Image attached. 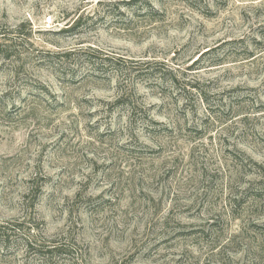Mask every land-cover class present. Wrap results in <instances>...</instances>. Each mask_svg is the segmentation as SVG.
I'll return each mask as SVG.
<instances>
[{"label": "rangeland", "instance_id": "rangeland-1", "mask_svg": "<svg viewBox=\"0 0 264 264\" xmlns=\"http://www.w3.org/2000/svg\"><path fill=\"white\" fill-rule=\"evenodd\" d=\"M124 1L0 0V264H264V0Z\"/></svg>", "mask_w": 264, "mask_h": 264}, {"label": "trees", "instance_id": "trees-1", "mask_svg": "<svg viewBox=\"0 0 264 264\" xmlns=\"http://www.w3.org/2000/svg\"><path fill=\"white\" fill-rule=\"evenodd\" d=\"M122 4L127 5L129 8H131L132 10H134V7H146V8H151L152 9V5H151V0H130L128 2H121ZM83 18H79L77 19L74 24L70 27L71 30H74L77 27H80L81 25V21ZM5 48V49H4ZM3 50H6V47L0 43V52L4 53ZM105 61H108L110 63H113V59L110 58H105Z\"/></svg>", "mask_w": 264, "mask_h": 264}]
</instances>
